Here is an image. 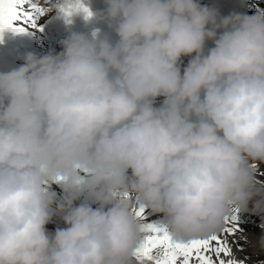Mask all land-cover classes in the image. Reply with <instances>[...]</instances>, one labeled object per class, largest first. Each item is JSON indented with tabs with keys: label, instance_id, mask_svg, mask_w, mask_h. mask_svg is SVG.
<instances>
[{
	"label": "clouds",
	"instance_id": "clouds-1",
	"mask_svg": "<svg viewBox=\"0 0 264 264\" xmlns=\"http://www.w3.org/2000/svg\"><path fill=\"white\" fill-rule=\"evenodd\" d=\"M103 3L62 0L89 32L0 73V264H134V207L178 242L222 233L233 209L264 229V15Z\"/></svg>",
	"mask_w": 264,
	"mask_h": 264
},
{
	"label": "bare ground",
	"instance_id": "bare-ground-1",
	"mask_svg": "<svg viewBox=\"0 0 264 264\" xmlns=\"http://www.w3.org/2000/svg\"><path fill=\"white\" fill-rule=\"evenodd\" d=\"M31 2L45 9L44 14L37 19L36 27H28L25 33H14L7 30L0 33V58L9 55V51H14V55L11 56L13 65L8 69V72L22 65L24 63V56L29 52L35 53L36 55H45L50 52L59 53L62 51L61 41L65 39V36L64 32L61 30V24L66 20L57 8L54 7L61 3L62 0H31ZM100 2L101 7L103 8V0H100ZM199 3L202 6L216 9L221 16H228L233 13H239L241 15L246 14L249 16L254 14L264 15V0H199ZM25 7L27 8V5ZM210 47H212V44L211 42H208L206 49ZM185 64L186 58H183L181 71ZM162 99L163 98H157L155 106H159ZM255 180L257 187L264 184L262 182L259 183L260 181L258 182L256 178ZM51 188L59 191L55 183ZM241 216L243 215H240L238 211L235 214H231L228 218L230 223L225 226L232 228L233 232L237 229L235 236L226 234L232 239V241H235V244L238 243L236 241L237 238L244 240L242 242L243 246L236 244L237 247H240L241 252H235L238 256L237 260L239 261L235 264H258V262L254 260L248 261L243 257L245 256V252H242V250L247 251L248 247L249 249L254 250V254L264 256V249L260 247L259 242L263 236L261 233L263 230L261 231L259 226L253 225L250 221L244 220V222H242L243 219H241ZM233 217H235L234 220ZM141 223H153L164 227L162 216L159 214H152L148 210H145V219L141 221ZM235 223L236 225L232 226V224ZM230 239L227 241L231 242ZM255 241H258V243L256 244ZM229 249L231 251L235 249V247L233 248L232 243L230 244ZM162 255V250L157 249L153 253V260L145 261L144 263L155 264V261L162 258ZM134 264H140V262L135 258Z\"/></svg>",
	"mask_w": 264,
	"mask_h": 264
},
{
	"label": "snow or ice",
	"instance_id": "snow-or-ice-1",
	"mask_svg": "<svg viewBox=\"0 0 264 264\" xmlns=\"http://www.w3.org/2000/svg\"><path fill=\"white\" fill-rule=\"evenodd\" d=\"M83 11L87 13L88 10L85 8ZM44 12V8L32 3L31 0H0V33L5 30L25 33L28 27H36L37 19ZM132 212L140 221L145 219L143 207H134ZM229 223L227 219L226 225ZM142 226L145 237L134 254L140 264L152 261L153 253L157 249H161L163 255L155 261V264H233L231 260L224 259L231 255V250L221 239L224 232L232 235V228L225 227L222 233L206 239L178 242L172 239L163 226L153 223Z\"/></svg>",
	"mask_w": 264,
	"mask_h": 264
},
{
	"label": "rangeland",
	"instance_id": "rangeland-1",
	"mask_svg": "<svg viewBox=\"0 0 264 264\" xmlns=\"http://www.w3.org/2000/svg\"><path fill=\"white\" fill-rule=\"evenodd\" d=\"M253 5H255V4H253ZM253 167H255L256 168V173H255V178L257 179V181L259 182V183H264V163H261V164H258V165H254ZM56 186H57V188L59 189V191L58 190H55V189H50L51 191H53V192H55L56 194H57V197H59V195L61 194V188H60V186L59 185H57V184H55ZM259 188H261V189H264V184H262V185H259L258 186ZM93 207H95V205H93ZM251 207H252V204L250 203L249 204V209H251ZM237 211L239 212V214L240 215H243V216H241V219H243V221L242 222H244V220H246V221H250L253 225H257V226H259L260 227V225H261V223H262V220H261V216H259V215H254V214H252L251 213V211H249V212H240L238 209H233L232 210V214H235V213H237ZM249 224V223H248ZM233 225H236V223L235 224H232V226ZM251 225V224H250ZM47 230L50 232V233H53L58 227H60V228H63L64 227V225H63V223H62V221H60L59 220V218L58 217H54V219H53V221L51 222V223H49L47 226ZM260 230L262 231L261 233L263 234V236H264V229H262L261 227H260ZM236 231H237V229H235L234 230V232H233V234L232 235H234L235 236V234H236ZM226 234H228L227 232H224L223 234H222V236H221V239L226 243V245H227V247L229 248V246H230V244L232 243L233 244V248L235 247V249L234 250H232L231 251V255L229 256V257H225L224 259L227 261V260H231L232 262H233V264H235V263H237V262H239L237 259H238V256L235 254V252H241V250H240V247L239 246H243V244H242V242L244 241L243 239H240V238H237L236 239V241L238 242V243H236V244H239V246L237 247L236 246V244H235V241L233 240L232 241V239H230L229 238V236L228 235H226ZM224 236H226V237H224ZM230 239L231 240V242H229V241H227L228 239ZM226 239V240H225ZM234 242V243H233ZM256 242V241H255ZM254 242V243H255ZM259 242H260V240H259ZM258 243V241L256 242V244ZM238 249V250H237ZM241 249H242V247H241ZM253 249H249L248 247H247V251H244V250H242V252H245V256H243V257H245L248 261H252V260H254V261H256V262H258V264H264V256H259V255H256V254H254L253 253ZM159 257V256H158ZM145 264V263H144Z\"/></svg>",
	"mask_w": 264,
	"mask_h": 264
}]
</instances>
